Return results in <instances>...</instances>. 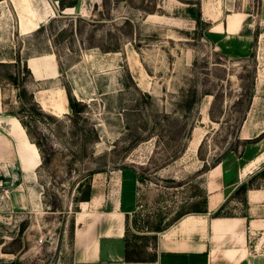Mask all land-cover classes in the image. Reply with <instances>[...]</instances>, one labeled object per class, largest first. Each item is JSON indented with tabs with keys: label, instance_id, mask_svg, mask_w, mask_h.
Instances as JSON below:
<instances>
[{
	"label": "rangeland",
	"instance_id": "1",
	"mask_svg": "<svg viewBox=\"0 0 264 264\" xmlns=\"http://www.w3.org/2000/svg\"><path fill=\"white\" fill-rule=\"evenodd\" d=\"M246 127L264 128V0H0V264H155L152 227L204 207ZM126 168L130 260L78 261L83 200Z\"/></svg>",
	"mask_w": 264,
	"mask_h": 264
},
{
	"label": "crops",
	"instance_id": "2",
	"mask_svg": "<svg viewBox=\"0 0 264 264\" xmlns=\"http://www.w3.org/2000/svg\"><path fill=\"white\" fill-rule=\"evenodd\" d=\"M245 129L243 133H249ZM248 133L241 137L245 144L239 154L206 171L205 211L184 215L158 232L155 264H264V186L251 185L246 193L236 194L243 183L264 174V128ZM138 183L135 170L123 169L109 193H96L82 203L86 209L74 228L75 259L90 263L125 257L128 219L138 207ZM222 206L224 212L238 213L215 216Z\"/></svg>",
	"mask_w": 264,
	"mask_h": 264
},
{
	"label": "trees",
	"instance_id": "3",
	"mask_svg": "<svg viewBox=\"0 0 264 264\" xmlns=\"http://www.w3.org/2000/svg\"><path fill=\"white\" fill-rule=\"evenodd\" d=\"M197 19L199 20V17H197ZM69 103H70V107H71V112L72 114H75L77 115L79 113V109H78V106L80 105V101H77L76 98L74 96H70L69 94ZM22 123L24 124V126L26 127L27 129V132L28 134H31L30 130H29V127H28V124L25 122V121H22ZM38 146L40 147V144L37 142ZM221 161H218L217 163H215L213 165V167L215 165H217L218 163H220ZM135 170V169H133ZM136 171V170H135ZM137 172V171H136ZM139 176V174H138ZM253 184V181H250L248 183H243L236 191V194H244L246 193V191L248 190V188ZM89 198H85L83 200V202H88L86 200H88ZM90 201V200H89ZM203 203V201H202ZM205 205H206V198L204 199V207L203 208H197L196 210H190V211H180L178 212L177 216H175L172 221L169 223L168 226L174 224L176 221H178L181 217H183L184 215H187V214H190L192 212H202V211H205ZM202 207V206H201ZM224 207L222 206L221 208H219V210H217L215 212V216H221V215H224V211H223ZM128 222H129V219H128ZM164 228L163 226H161L160 224H158L157 226H153L151 230L153 231H162ZM127 232H128V224H127ZM158 233V232H157ZM157 235V234H156ZM157 238V236H156ZM156 243V242H155ZM129 239H128V236L126 234V251H125V258L127 260H130V250H129ZM156 246V244H155ZM156 257H157V254H156Z\"/></svg>",
	"mask_w": 264,
	"mask_h": 264
},
{
	"label": "bare ground",
	"instance_id": "4",
	"mask_svg": "<svg viewBox=\"0 0 264 264\" xmlns=\"http://www.w3.org/2000/svg\"><path fill=\"white\" fill-rule=\"evenodd\" d=\"M230 17H232V16H230ZM230 19V18H229ZM230 20H232V18L230 19ZM231 23V22H230ZM221 27V26H220ZM222 29V28H221ZM54 55V54H53ZM200 139H201V137L199 136V137H197V138H195V140H194V142H193V147H197V145H198V143H199V141H200Z\"/></svg>",
	"mask_w": 264,
	"mask_h": 264
}]
</instances>
